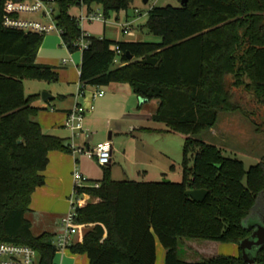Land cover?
<instances>
[{
  "label": "trees",
  "instance_id": "1",
  "mask_svg": "<svg viewBox=\"0 0 264 264\" xmlns=\"http://www.w3.org/2000/svg\"><path fill=\"white\" fill-rule=\"evenodd\" d=\"M6 1L0 0V243L29 246L37 251L38 264H54L55 235H33L25 215L32 193L44 184L48 153L72 149L32 120L40 111L34 104L39 95H26L23 80L57 81L58 72L36 62L44 34L3 25ZM132 1L82 3L88 9L99 6L107 18L111 11L128 10ZM56 3L60 37L74 52L82 30L70 9L82 3ZM146 27L159 42L88 35L79 81L83 87L128 83L137 97L155 99L153 120L186 136L181 181L114 180L104 166L99 187L74 186L77 196L91 199L76 207L75 221L90 228L68 249L86 254L89 264H155L158 240L164 264H247L239 244L252 232L248 219L264 220V154L245 169L242 161L223 156L198 136L214 128L223 111L239 112L264 131V0H188L179 8L152 7ZM146 55L157 63L143 64ZM190 189L209 193L196 202L185 194ZM184 237L234 243L239 254L184 261L177 254ZM255 259L254 264H264V244Z\"/></svg>",
  "mask_w": 264,
  "mask_h": 264
},
{
  "label": "crops",
  "instance_id": "2",
  "mask_svg": "<svg viewBox=\"0 0 264 264\" xmlns=\"http://www.w3.org/2000/svg\"><path fill=\"white\" fill-rule=\"evenodd\" d=\"M126 20L131 22L128 21L127 16ZM84 25L82 26L83 31L91 36ZM98 37L110 39L106 34ZM66 50L68 54L61 59L60 63L57 62L55 65L49 61L43 63L55 68L58 72L57 81L34 80L36 82L30 84L31 91L26 93V79L23 80L26 95H39L34 104L40 108V111L33 116L32 120L37 122L45 133L65 139L72 149L71 153L58 150L48 153V164L42 171L44 184L32 193L30 210L25 215L31 223L33 235L51 233L55 235L54 242L62 231L61 220L68 208L70 196L74 194L72 177L74 168L77 167L88 182L90 180L98 182L103 176V168L99 169L92 162L93 158L90 159L82 153H75L73 148H93L97 143L109 140L112 144V155L107 168L110 169L112 179L124 180L122 179L124 177H117L122 174L128 180L152 181L149 178L166 179L172 170L176 172L172 162L178 159L179 146L171 135H179L181 142L186 137L184 134L168 130L164 123L154 121L152 116L157 109L158 102L156 101L154 106L139 104L138 97L128 83L112 82L104 86L87 85L83 87V93L78 95L81 85L79 74H81L82 52L76 60L73 53L67 48ZM38 56L36 62L41 63L43 59ZM70 65L74 68L69 67ZM98 87L105 90L104 95L94 96ZM44 91L53 98L44 102L41 97ZM76 104L83 105L88 113L84 117L82 130L73 134L65 127V121L67 114ZM182 143L179 148H182ZM129 175L132 177H128ZM88 201L91 200L87 197ZM257 222H263V220L258 219ZM89 228L84 225L82 229L73 234L71 244L81 242ZM155 249V264L158 261H160L159 264H164L165 249L158 240H156ZM234 252L232 256H238L236 248ZM57 253H60L58 259L56 258ZM57 253L53 259L54 264H89L86 254H74L69 249Z\"/></svg>",
  "mask_w": 264,
  "mask_h": 264
},
{
  "label": "rangeland",
  "instance_id": "3",
  "mask_svg": "<svg viewBox=\"0 0 264 264\" xmlns=\"http://www.w3.org/2000/svg\"><path fill=\"white\" fill-rule=\"evenodd\" d=\"M166 5H171L173 7H181L180 0H148L147 3H144L143 0H133L130 4L128 10H121L119 12L111 11L109 16L106 18V22H85L84 28L89 31L91 36L98 37L106 34L112 40L116 41H145L146 42H159L160 37L156 36L149 32L146 27L147 13L152 7H164ZM54 6V11L56 12L57 6ZM94 8H100L97 5H93ZM79 13L78 7H73L70 9V14L76 15ZM34 18H41L37 15H28ZM128 17V21L126 20ZM128 23V24H126ZM130 29V32L127 34L123 33V28ZM44 41L39 51L38 58L43 59L41 63H46L45 61L51 62L55 65L57 62L60 63L61 59L65 57L68 52L62 42L60 34L57 32H51L45 34ZM73 53V56L76 60L81 56V50H76ZM47 65V64H45ZM70 65L69 67H72ZM74 68V66H73ZM33 82H36L31 79H26V93L31 91V85ZM35 84V83H34ZM37 84V83H36ZM43 93V92H42ZM41 93V94H42ZM156 100L152 99L145 103L147 106H154ZM34 117H32L33 119ZM256 126L249 120V118L243 116L241 113H227L221 112L218 117V121L214 128L209 131L202 132L198 138L206 141V143L215 144L222 152L223 156L238 159L242 161L245 169H248L250 166L255 165L259 162V158L264 154V131L263 126H260V131L256 130ZM171 138L174 141H177L178 146L180 147L182 143V148L178 147V156L177 160L173 161L172 164L175 166L176 172H170L168 181L179 182L181 181V159L182 150L184 145V139L181 142V137L179 135H171ZM92 159V158H90ZM94 164L98 166L99 169H102L103 166L99 165L97 161L93 158ZM170 170V169H169ZM80 171V170H79ZM121 171V170H120ZM118 178L128 179L124 175L117 176ZM126 177V178H125ZM128 177H132L129 175ZM134 179V178H129ZM152 181H162L163 178H155L157 180ZM94 182V180L89 181ZM73 196H70V198ZM76 198V197H75ZM91 200V199H90ZM68 208L64 216L68 213L71 208V203L68 201ZM83 206V205H82ZM257 217H251L248 219L247 225L253 226L257 222ZM237 250H239L236 244L234 243H223L218 241H210L200 238H181L177 246V254L181 260H186L190 262L199 261L201 259L211 258L217 255H227L232 256ZM56 258H60V253L56 254ZM158 261L157 264H159Z\"/></svg>",
  "mask_w": 264,
  "mask_h": 264
},
{
  "label": "built area",
  "instance_id": "4",
  "mask_svg": "<svg viewBox=\"0 0 264 264\" xmlns=\"http://www.w3.org/2000/svg\"><path fill=\"white\" fill-rule=\"evenodd\" d=\"M81 3L83 0H80ZM57 6L56 0H22L19 2L13 0H7L4 6L3 25L8 28L18 29L24 32H32L37 34H48L51 32H57L61 35L62 29L57 26L56 12L54 6ZM79 13L74 15V19L79 24L82 34L80 39L73 42V47L78 50H82L87 47L86 37L88 36L82 29L85 22H106V18L101 9H88L83 3L81 7H78ZM28 15H37L41 18H34ZM128 24V23H126ZM123 33L130 32L129 27L123 28ZM116 56L114 62L120 63V49L114 47ZM105 90L98 87V91L94 93V96L104 95ZM83 93V86L80 85L78 95ZM88 113V110L81 104H76L74 108L69 111L65 121V127L69 129L73 134L82 130L84 123V117ZM78 153H82L89 158H94L101 166H108L112 155V144L109 140H105L97 143L93 148H73ZM74 180V186H89L90 188L99 187V182H88L87 178L79 171L77 167L72 172ZM76 197V198H75ZM71 208L68 213L61 220V233L57 236L54 242L57 251H65L71 245V237L82 229L84 225L78 224L75 221V209L81 207L87 203V196H77L74 192L70 198ZM39 257L37 251L33 248L14 244L9 242L0 243V264H38Z\"/></svg>",
  "mask_w": 264,
  "mask_h": 264
},
{
  "label": "water",
  "instance_id": "5",
  "mask_svg": "<svg viewBox=\"0 0 264 264\" xmlns=\"http://www.w3.org/2000/svg\"><path fill=\"white\" fill-rule=\"evenodd\" d=\"M144 3H147L148 0H143ZM188 0H180L181 5H186ZM129 59H132V56L129 55ZM157 58H154L150 55H146L141 62L147 65H155L157 63ZM42 100L44 102L48 99H52L53 97L46 93L45 91L41 94ZM139 104H144L148 102V99L145 97H138ZM162 181H168L167 179H163ZM208 190L206 189H190L189 191L186 190L185 194L195 200L196 202H202L208 194ZM252 232L251 234L241 240L239 244V248L241 249V255L243 260L247 264H254L255 263V253L257 250L264 244V220L263 222H256L251 225Z\"/></svg>",
  "mask_w": 264,
  "mask_h": 264
}]
</instances>
